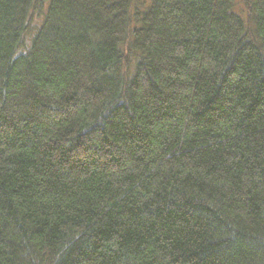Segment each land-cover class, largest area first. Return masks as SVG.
Listing matches in <instances>:
<instances>
[{
    "label": "trees",
    "instance_id": "trees-1",
    "mask_svg": "<svg viewBox=\"0 0 264 264\" xmlns=\"http://www.w3.org/2000/svg\"><path fill=\"white\" fill-rule=\"evenodd\" d=\"M0 264H264V0H0Z\"/></svg>",
    "mask_w": 264,
    "mask_h": 264
}]
</instances>
